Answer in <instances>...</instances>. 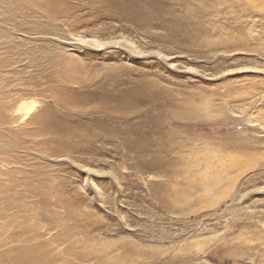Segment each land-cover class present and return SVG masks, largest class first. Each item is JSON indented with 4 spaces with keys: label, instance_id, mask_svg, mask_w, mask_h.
I'll return each instance as SVG.
<instances>
[{
    "label": "rangeland",
    "instance_id": "1",
    "mask_svg": "<svg viewBox=\"0 0 264 264\" xmlns=\"http://www.w3.org/2000/svg\"><path fill=\"white\" fill-rule=\"evenodd\" d=\"M0 264H264V0H0Z\"/></svg>",
    "mask_w": 264,
    "mask_h": 264
},
{
    "label": "bare ground",
    "instance_id": "2",
    "mask_svg": "<svg viewBox=\"0 0 264 264\" xmlns=\"http://www.w3.org/2000/svg\"><path fill=\"white\" fill-rule=\"evenodd\" d=\"M32 107V106H31Z\"/></svg>",
    "mask_w": 264,
    "mask_h": 264
}]
</instances>
